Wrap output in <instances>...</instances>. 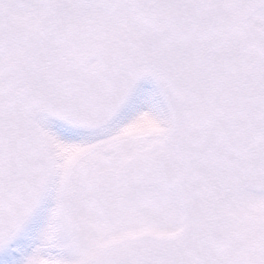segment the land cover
I'll list each match as a JSON object with an SVG mask.
<instances>
[{
    "label": "snow or ice",
    "instance_id": "obj_1",
    "mask_svg": "<svg viewBox=\"0 0 264 264\" xmlns=\"http://www.w3.org/2000/svg\"><path fill=\"white\" fill-rule=\"evenodd\" d=\"M0 264H264V0H0Z\"/></svg>",
    "mask_w": 264,
    "mask_h": 264
}]
</instances>
